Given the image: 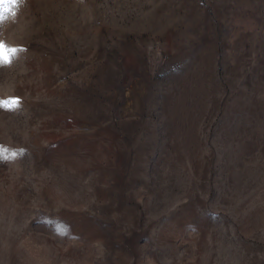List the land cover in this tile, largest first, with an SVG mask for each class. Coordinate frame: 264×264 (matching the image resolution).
Listing matches in <instances>:
<instances>
[{
  "label": "rangeland",
  "instance_id": "1",
  "mask_svg": "<svg viewBox=\"0 0 264 264\" xmlns=\"http://www.w3.org/2000/svg\"><path fill=\"white\" fill-rule=\"evenodd\" d=\"M12 11L0 264H264V0Z\"/></svg>",
  "mask_w": 264,
  "mask_h": 264
},
{
  "label": "snow or ice",
  "instance_id": "2",
  "mask_svg": "<svg viewBox=\"0 0 264 264\" xmlns=\"http://www.w3.org/2000/svg\"><path fill=\"white\" fill-rule=\"evenodd\" d=\"M21 3V0H0V20L6 18V14L15 15L12 11L13 6ZM18 49L14 47H8L2 40H0V66L8 65L12 62V59L17 55ZM18 98H11L9 100H0V108L13 109L18 105ZM6 150L0 149V160L14 158L18 155L17 152L9 153L5 155ZM59 233L66 231L64 226L57 228Z\"/></svg>",
  "mask_w": 264,
  "mask_h": 264
}]
</instances>
